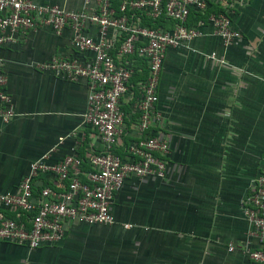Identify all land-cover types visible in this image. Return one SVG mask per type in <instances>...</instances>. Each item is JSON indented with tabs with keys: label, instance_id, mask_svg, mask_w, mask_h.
I'll list each match as a JSON object with an SVG mask.
<instances>
[{
	"label": "crops",
	"instance_id": "crops-1",
	"mask_svg": "<svg viewBox=\"0 0 264 264\" xmlns=\"http://www.w3.org/2000/svg\"><path fill=\"white\" fill-rule=\"evenodd\" d=\"M34 1L82 6V0ZM227 3L239 39L224 46L205 23L201 35L164 53L155 103L160 119L150 127L168 145L164 177L124 180L109 225L71 222L62 239L35 249L0 242V264L248 263L244 246L256 241L247 234L241 202L264 158V0ZM192 13L187 23H195ZM85 32L96 35L92 25ZM70 37L68 28L55 35L42 27L0 46V71L16 113L0 123V191H16L28 164L43 154L47 162L66 154L86 160L102 149L98 133L82 122L85 81L36 67L51 55L90 59L73 49ZM133 64L113 148L121 155L137 135L136 85L145 66L140 59ZM0 213L14 215L3 208Z\"/></svg>",
	"mask_w": 264,
	"mask_h": 264
},
{
	"label": "built area",
	"instance_id": "built-area-1",
	"mask_svg": "<svg viewBox=\"0 0 264 264\" xmlns=\"http://www.w3.org/2000/svg\"><path fill=\"white\" fill-rule=\"evenodd\" d=\"M227 4V0H82L81 8L72 10L34 0H0V46L38 28L48 27L55 35L68 28L73 49L92 55L85 61L51 55L36 67L85 81L82 122L98 133L102 143V149L86 160L66 154L47 162L43 154L28 164L16 191H0V208L14 213L12 217L0 213V242L35 249L62 239L71 222L109 225L114 221L111 203L124 180L164 177L168 145L150 133L152 123L160 119L155 103L164 53L201 35L199 26L205 23L224 46L239 39ZM213 5L218 8L212 9ZM190 11L201 16L194 24L187 23ZM145 21L160 22L148 26ZM88 25L95 27V36L85 32ZM208 57L214 58V54ZM136 59L145 66L143 71L139 69L143 77L136 85L137 135L121 155L113 150L122 133L120 98ZM15 114L6 76L0 71V123H7ZM43 177H49L50 184L41 183ZM241 210L247 234L256 241L254 247L244 246L247 264H264V158L242 198ZM226 249L232 251L234 245L228 243Z\"/></svg>",
	"mask_w": 264,
	"mask_h": 264
},
{
	"label": "trees",
	"instance_id": "trees-1",
	"mask_svg": "<svg viewBox=\"0 0 264 264\" xmlns=\"http://www.w3.org/2000/svg\"><path fill=\"white\" fill-rule=\"evenodd\" d=\"M199 17H201V16H199L197 13H192L191 15H190V18L192 19L191 21H193L194 22V20H196V19H198ZM159 22L160 21H154V22H151V21H145V24L146 25H148V26H156V25H158L159 24ZM188 23H190L189 21H188ZM86 164H84L83 163V165H82V167L84 168V166H85ZM87 168V166H85V168L83 169V170H85ZM81 179H84V177L81 175ZM46 184V183H45ZM35 190L36 189H38V187H35L34 188Z\"/></svg>",
	"mask_w": 264,
	"mask_h": 264
}]
</instances>
